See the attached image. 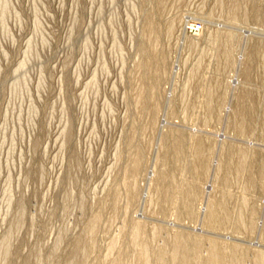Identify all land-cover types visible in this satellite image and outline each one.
Instances as JSON below:
<instances>
[{
	"label": "rangeland",
	"instance_id": "rangeland-1",
	"mask_svg": "<svg viewBox=\"0 0 264 264\" xmlns=\"http://www.w3.org/2000/svg\"><path fill=\"white\" fill-rule=\"evenodd\" d=\"M215 263L264 264V0H0V264Z\"/></svg>",
	"mask_w": 264,
	"mask_h": 264
},
{
	"label": "bare ground",
	"instance_id": "bare-ground-1",
	"mask_svg": "<svg viewBox=\"0 0 264 264\" xmlns=\"http://www.w3.org/2000/svg\"><path fill=\"white\" fill-rule=\"evenodd\" d=\"M216 235V234H215ZM181 241H182V239H181ZM184 241V240H183ZM184 246V245H183ZM196 250V249H195ZM210 252V251H209ZM214 256V255H213ZM187 260V259H186ZM212 261H214L213 259H212ZM218 262H220V261H218ZM216 264V263H215Z\"/></svg>",
	"mask_w": 264,
	"mask_h": 264
}]
</instances>
